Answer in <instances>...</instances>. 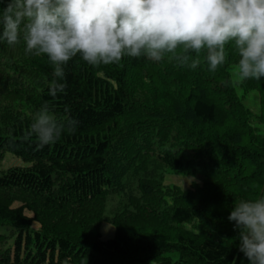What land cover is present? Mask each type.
I'll return each mask as SVG.
<instances>
[{"label":"trees","instance_id":"trees-1","mask_svg":"<svg viewBox=\"0 0 264 264\" xmlns=\"http://www.w3.org/2000/svg\"><path fill=\"white\" fill-rule=\"evenodd\" d=\"M225 51L215 71L206 49L195 69L168 53L97 67L77 55L53 97L47 56L0 42V160L26 163L0 169V264H248L227 217L264 195V79L241 80ZM44 103L78 125L41 149L23 137ZM170 172L190 187L165 184Z\"/></svg>","mask_w":264,"mask_h":264},{"label":"clouds","instance_id":"clouds-1","mask_svg":"<svg viewBox=\"0 0 264 264\" xmlns=\"http://www.w3.org/2000/svg\"><path fill=\"white\" fill-rule=\"evenodd\" d=\"M0 42L25 55L45 54L53 65L49 95L65 93V66L79 55L97 67L122 57L159 62L165 53L180 66L195 69L192 59L207 50L209 71L226 61L231 43L239 55L241 80L264 79V0H0ZM78 121L57 122L44 103L24 140L37 147L73 134ZM227 219L237 232L238 250L248 264H264V195L241 199Z\"/></svg>","mask_w":264,"mask_h":264},{"label":"rangeland","instance_id":"rangeland-1","mask_svg":"<svg viewBox=\"0 0 264 264\" xmlns=\"http://www.w3.org/2000/svg\"><path fill=\"white\" fill-rule=\"evenodd\" d=\"M236 75H237V73H234L233 77H234V80L237 81V83H238L239 78ZM235 86L239 91L240 88H239L238 84H236ZM243 101L248 107H250V109L252 111L257 110V108H258V106H257L258 105V94L256 91H254V90L250 91L247 94V96H245L243 98ZM25 165H26V163L22 159L14 156L10 153H6L3 156V158L0 160V169L1 170H5L9 167L25 166ZM192 180H193V177H191V176H186V175L172 173V172L168 173L165 176V184H175V185L180 186L182 189L189 188ZM40 226L41 225H38L37 223L33 224V227L35 229L40 228ZM99 230L101 232V237L103 240L111 238L114 234V227L109 222H102Z\"/></svg>","mask_w":264,"mask_h":264}]
</instances>
